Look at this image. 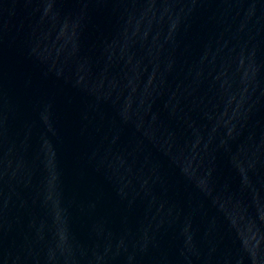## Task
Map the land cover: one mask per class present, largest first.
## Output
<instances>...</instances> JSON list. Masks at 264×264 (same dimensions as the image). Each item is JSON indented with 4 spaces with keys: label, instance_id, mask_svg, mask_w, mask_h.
<instances>
[{
    "label": "water",
    "instance_id": "1",
    "mask_svg": "<svg viewBox=\"0 0 264 264\" xmlns=\"http://www.w3.org/2000/svg\"><path fill=\"white\" fill-rule=\"evenodd\" d=\"M0 264H264V0H0Z\"/></svg>",
    "mask_w": 264,
    "mask_h": 264
}]
</instances>
